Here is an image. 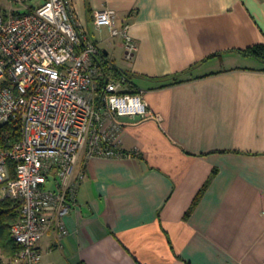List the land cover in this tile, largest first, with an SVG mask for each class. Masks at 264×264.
<instances>
[{"label":"crops","instance_id":"obj_1","mask_svg":"<svg viewBox=\"0 0 264 264\" xmlns=\"http://www.w3.org/2000/svg\"><path fill=\"white\" fill-rule=\"evenodd\" d=\"M71 1L150 115L121 118L124 156L77 165L68 234L46 231L40 264H264V61L246 52L264 43V0ZM103 8L128 25L130 59L94 24ZM15 256L0 244V264Z\"/></svg>","mask_w":264,"mask_h":264},{"label":"built area","instance_id":"obj_2","mask_svg":"<svg viewBox=\"0 0 264 264\" xmlns=\"http://www.w3.org/2000/svg\"><path fill=\"white\" fill-rule=\"evenodd\" d=\"M11 1L24 8H0V126L12 125L19 137L0 148V185L19 203L10 227L19 249L9 264H40L46 231L68 234L65 217L85 179L77 165L124 156L121 118H144L150 109L140 91L126 88L124 75L111 76L113 66L78 25L71 0ZM115 21L111 8L93 14L96 26L123 37L130 59L136 45L128 25Z\"/></svg>","mask_w":264,"mask_h":264},{"label":"trees","instance_id":"obj_3","mask_svg":"<svg viewBox=\"0 0 264 264\" xmlns=\"http://www.w3.org/2000/svg\"><path fill=\"white\" fill-rule=\"evenodd\" d=\"M246 52L264 61V43L257 44L246 49ZM102 57L103 53H102ZM19 137V132L12 125L0 126V148L4 145H9L10 142L15 141ZM15 177L14 164H9V178ZM194 204V202H193ZM192 209L189 208L187 212ZM19 216V203L9 196H5L0 200V244L5 252L14 254L19 247L15 244L11 237V224L17 220Z\"/></svg>","mask_w":264,"mask_h":264},{"label":"rangeland","instance_id":"obj_4","mask_svg":"<svg viewBox=\"0 0 264 264\" xmlns=\"http://www.w3.org/2000/svg\"><path fill=\"white\" fill-rule=\"evenodd\" d=\"M38 0H27L25 5L29 6V5H33L37 2ZM0 8L3 10H9V9H18V10H23L24 5L21 4H16L14 2H12L11 0H0ZM2 185H0V195H4L2 190Z\"/></svg>","mask_w":264,"mask_h":264}]
</instances>
